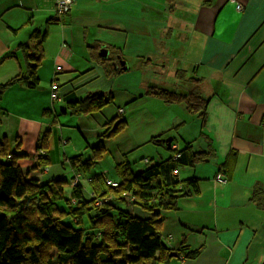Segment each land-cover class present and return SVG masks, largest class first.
<instances>
[{"label": "crops", "instance_id": "crops-1", "mask_svg": "<svg viewBox=\"0 0 264 264\" xmlns=\"http://www.w3.org/2000/svg\"><path fill=\"white\" fill-rule=\"evenodd\" d=\"M56 1L0 0V87L26 75L25 53L41 39L36 86L21 80L0 92V138L22 154L25 178L64 179L66 197L78 183L89 199L92 178L117 181L116 165L137 172L189 143L208 156L174 171L195 178L196 190L163 212L160 229L174 252L181 239L200 250L170 264H264V0H71L62 14ZM152 88L198 92L204 116ZM91 93L110 101L69 112L70 102ZM120 120L118 131L99 139ZM98 144L101 156L85 166ZM218 172L225 182L214 179Z\"/></svg>", "mask_w": 264, "mask_h": 264}, {"label": "trees", "instance_id": "trees-1", "mask_svg": "<svg viewBox=\"0 0 264 264\" xmlns=\"http://www.w3.org/2000/svg\"><path fill=\"white\" fill-rule=\"evenodd\" d=\"M37 34L34 30L32 37ZM40 42L41 39L34 44L33 53H25L26 75L7 80L0 92L21 80L29 88L36 86V68L42 55ZM147 92L167 103L183 101L190 112L204 116L206 100L196 91L180 94L152 88ZM109 101L91 93L70 102L67 108L71 114L81 115ZM122 123L120 120L113 129L107 128L99 139L113 135ZM39 147L35 154L40 159ZM91 148L93 153L85 166H91L101 156L99 144ZM21 155L8 151L6 141L0 138V264H170V253L174 251L162 238L163 212L175 209L179 197L188 195L190 189L196 190L195 178L180 180L174 171L194 167L207 158L208 152L193 150L188 143L137 172L126 162L120 163L115 166L117 181L99 177L90 180L93 195L89 199L82 196L78 183L66 197L64 179L40 185L26 179L17 163ZM108 180L116 185H110ZM127 193L133 198L130 203L149 213L148 217L131 215L123 208V204H129L124 198ZM199 250L188 249L181 239L175 253L189 259L196 257Z\"/></svg>", "mask_w": 264, "mask_h": 264}, {"label": "built area", "instance_id": "built-area-1", "mask_svg": "<svg viewBox=\"0 0 264 264\" xmlns=\"http://www.w3.org/2000/svg\"><path fill=\"white\" fill-rule=\"evenodd\" d=\"M230 1L234 2V0H230ZM70 4H71V0H57L55 3V10L58 14H62L69 8ZM234 5H235V8L237 10H240L242 8V5L238 2H235ZM56 69H60V67L57 66ZM57 87H58L57 83L54 80L51 81V83H50V97H51V99L57 98V94H58ZM119 111H121V109ZM176 156H177V154H176ZM214 179L219 183H223L226 181L224 175L221 172H218L215 175ZM107 182L112 186L116 185V182H114V181L108 180ZM124 198L127 201V203H130L133 200L132 196L129 193L124 194Z\"/></svg>", "mask_w": 264, "mask_h": 264}, {"label": "water", "instance_id": "water-1", "mask_svg": "<svg viewBox=\"0 0 264 264\" xmlns=\"http://www.w3.org/2000/svg\"><path fill=\"white\" fill-rule=\"evenodd\" d=\"M161 141H162L163 143H165L166 146L168 147V146H170V143H171V137L168 136V137H166V138H163ZM170 256H176V253H175V252H171V253H170Z\"/></svg>", "mask_w": 264, "mask_h": 264}, {"label": "rangeland", "instance_id": "rangeland-1", "mask_svg": "<svg viewBox=\"0 0 264 264\" xmlns=\"http://www.w3.org/2000/svg\"><path fill=\"white\" fill-rule=\"evenodd\" d=\"M42 83V80H40V84ZM36 92V93H35ZM34 92V96H36V94L38 93V91ZM41 95V94H40ZM129 205H132L131 203H129Z\"/></svg>", "mask_w": 264, "mask_h": 264}]
</instances>
